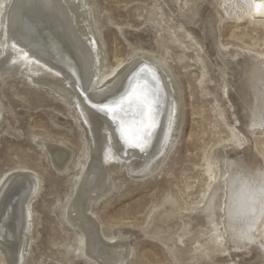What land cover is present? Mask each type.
Wrapping results in <instances>:
<instances>
[{
	"label": "bare ground",
	"instance_id": "1",
	"mask_svg": "<svg viewBox=\"0 0 264 264\" xmlns=\"http://www.w3.org/2000/svg\"><path fill=\"white\" fill-rule=\"evenodd\" d=\"M157 1L172 20L174 43L191 41L185 50L192 47L200 63L196 81L204 94L215 97L237 143L214 149L202 188L193 192H199L194 204L166 199L148 216L152 231L136 235L116 228L108 235L94 207L128 181L115 183V175L127 171L133 182L160 175L178 141L183 103L176 74L164 55L154 53L157 34L151 29L147 37L132 39L134 53L127 60L107 68L89 0H0V79L18 75L53 91L67 103L80 134L79 152L60 139L32 138L70 187L55 211L61 231L73 242L65 247L71 257L63 264L79 259L133 264L132 240L144 235L163 243L173 264H264V197L255 191L264 187V164L252 141H264V51L218 39L221 24L232 23L238 31L259 20L264 27V0ZM49 118L66 123L59 112ZM7 127L17 135L13 118ZM41 187L40 175L27 167L0 178V264H30L29 248L37 237L33 205ZM170 223L176 231L161 233ZM184 237L189 243L180 250Z\"/></svg>",
	"mask_w": 264,
	"mask_h": 264
},
{
	"label": "rangeland",
	"instance_id": "2",
	"mask_svg": "<svg viewBox=\"0 0 264 264\" xmlns=\"http://www.w3.org/2000/svg\"><path fill=\"white\" fill-rule=\"evenodd\" d=\"M89 1L93 3L94 15L98 19L99 39L104 43V64L107 68L116 65L118 59L127 60L134 53L130 45L132 39L138 34L147 37L151 29L157 34L154 53L166 57L182 91L183 108L178 141L167 156L160 175L133 182L125 170V174L115 175V183H119L124 177L128 181L121 184L122 187L115 186L94 207L98 211L104 233L110 235L116 228H121L136 231V235H139L138 231H152L153 223L146 226L150 219L148 216L153 209L160 210L166 199L175 197L182 205L185 202L194 204L199 192H193L202 188L201 177L206 175V162L212 160L214 149L221 144L237 142L221 116L222 110L215 97L204 94L196 81L200 63L192 47L185 50L191 41L174 43L172 20L160 8L157 0ZM208 9L209 7L206 13H209ZM257 21L242 25L238 31H233L232 23L221 24L218 39L221 43L253 47L262 52L264 27L262 21ZM181 36L180 40L184 39V34ZM0 107V178L13 168L27 167L42 179V187L33 205L32 215L37 237L29 248V263L63 264V260L71 257L65 256V247L73 242L61 231L55 211H59L60 204L66 202L70 187L64 175L58 174L48 165L32 138L47 136L60 139L73 151L79 152L81 139L75 121L71 119L73 113L69 115L67 103L57 99L53 91L47 87H33L18 75H6L0 79ZM234 109L232 107L230 111ZM51 112H59L65 125L49 118ZM10 118H13L16 136L8 133V130H13L7 127V120ZM252 141L260 153V163L264 164V141L259 142L253 138ZM176 229L177 225L170 223L163 225L160 232L172 233ZM183 240L185 244L179 245L180 250H184L189 243L187 237ZM131 244L134 248L133 264L174 263L168 248L157 238L144 235L132 240ZM248 257L249 255L241 259ZM75 264H84V260L79 259Z\"/></svg>",
	"mask_w": 264,
	"mask_h": 264
},
{
	"label": "snow or ice",
	"instance_id": "3",
	"mask_svg": "<svg viewBox=\"0 0 264 264\" xmlns=\"http://www.w3.org/2000/svg\"><path fill=\"white\" fill-rule=\"evenodd\" d=\"M153 79H155V78L153 77ZM144 104H145V107L148 108L149 112H151L152 111V102L150 100H148L147 97L144 98ZM149 127H150V125H149ZM121 132L123 134V129L122 128H121ZM136 146L139 147L140 145L137 144ZM255 191H258L260 196L264 197V187H262V188H260L258 190H255ZM255 191L250 193V195H254Z\"/></svg>",
	"mask_w": 264,
	"mask_h": 264
}]
</instances>
